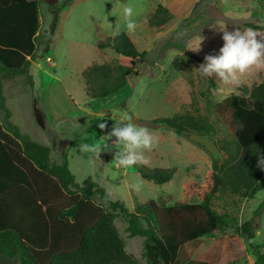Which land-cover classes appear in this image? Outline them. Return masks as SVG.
Listing matches in <instances>:
<instances>
[{
  "label": "rangeland",
  "instance_id": "1",
  "mask_svg": "<svg viewBox=\"0 0 264 264\" xmlns=\"http://www.w3.org/2000/svg\"><path fill=\"white\" fill-rule=\"evenodd\" d=\"M37 1L41 29L38 50L29 59L32 83L28 75L9 79L0 71L1 95L12 113L11 122L22 134L50 147L52 161L61 163L67 159L76 183L82 185L92 178L113 201L122 202L130 212L150 200L159 207L200 203L214 161L224 160L217 142L235 137L242 127L225 99L264 81V64L251 68L235 85L212 77L216 83L213 88L208 78L194 69L206 55L219 53L223 46L220 30L224 27L233 31L237 27L248 28L247 23L264 24V0ZM126 5L134 8L135 31L126 28ZM161 5L169 11V22L150 27L149 19ZM116 23L120 25L119 34L126 33L137 49L146 53V61L138 66V75L130 78L126 88L112 98L92 101L81 74L94 63L117 62L119 56L114 50L98 48L100 42L117 36L113 34ZM201 35L205 40L200 51H192ZM125 112L132 116L134 124L152 129L158 137V144L147 152L150 163L146 167L151 171L176 169L170 182L159 185L144 179L133 166L121 167L113 162L114 150L108 149L100 138ZM176 115L205 118L217 126L218 132L210 137H187L163 126H149L158 118ZM3 119L4 112L0 111V120ZM101 123L107 124L104 130L99 127ZM81 144L99 147V158L94 152L79 151ZM97 202L104 201L97 198ZM261 203L264 192L254 199L218 192L212 200L213 208L226 215L232 226L255 220L257 236L240 240L247 254L238 264H258L254 248L259 245L264 254V211L260 218L255 217ZM115 224L137 264H146L144 239L130 236L123 215ZM221 238L218 234L197 239L186 245V251L192 259L201 258Z\"/></svg>",
  "mask_w": 264,
  "mask_h": 264
},
{
  "label": "trees",
  "instance_id": "2",
  "mask_svg": "<svg viewBox=\"0 0 264 264\" xmlns=\"http://www.w3.org/2000/svg\"><path fill=\"white\" fill-rule=\"evenodd\" d=\"M169 19V11L161 5L149 25L162 27ZM245 26L264 33V24ZM40 29L39 1L0 0V71L7 78L28 75L32 83L29 59L38 50ZM98 48L112 49L119 58L115 64L94 63L82 72L92 101L112 98L126 88L146 61V53L126 33L100 42ZM208 82L212 88L216 86L213 79ZM240 93L225 102L242 127L235 137L217 142L224 160L214 161L201 202L159 207L150 200L130 212L92 178L82 185L76 183L67 159L52 161L50 147L22 134L11 122L12 113L0 90V111L4 112L0 120V256L16 264H137L115 224L123 215L130 236L144 239L146 264H238L247 254L240 240L257 236L255 220L232 226L226 215L213 208L212 200L218 192L245 199L264 192V171L256 166L257 152L264 154V81L244 87ZM149 126H163L187 137H210L218 132L209 120L192 115L158 118ZM133 167L144 179L159 185L170 182L177 172ZM263 211L261 203L255 217L260 218ZM218 234L222 235L220 243L204 256L189 257L188 243ZM262 249V245L254 248L258 264H264Z\"/></svg>",
  "mask_w": 264,
  "mask_h": 264
},
{
  "label": "clouds",
  "instance_id": "3",
  "mask_svg": "<svg viewBox=\"0 0 264 264\" xmlns=\"http://www.w3.org/2000/svg\"><path fill=\"white\" fill-rule=\"evenodd\" d=\"M132 6L123 7V18L126 28L135 31L137 27ZM120 31L119 23L114 26V35ZM222 34L223 46L218 54H209L204 57V62L195 68L203 78L215 77L224 84H238L239 77L247 73L253 67L264 64V35L249 27L241 29L235 28L228 31L226 27L220 30ZM205 40L204 36L199 37V43L195 50L200 51V46ZM101 130L107 127L106 123L99 125ZM114 142L109 144V141ZM108 149H113L114 160L121 167H132L136 165L147 166L150 157L147 152L158 144V137L153 130L141 124H134L133 118L127 112L119 121H115L111 131L100 138ZM81 152H94L99 158L101 149L99 147L81 144L78 146ZM257 167L264 171V154L257 152Z\"/></svg>",
  "mask_w": 264,
  "mask_h": 264
},
{
  "label": "crops",
  "instance_id": "4",
  "mask_svg": "<svg viewBox=\"0 0 264 264\" xmlns=\"http://www.w3.org/2000/svg\"><path fill=\"white\" fill-rule=\"evenodd\" d=\"M0 264H16V262L12 259L6 258L4 256H0Z\"/></svg>",
  "mask_w": 264,
  "mask_h": 264
}]
</instances>
